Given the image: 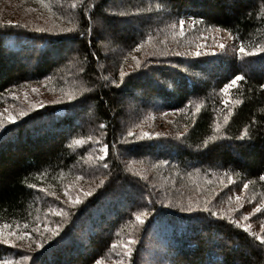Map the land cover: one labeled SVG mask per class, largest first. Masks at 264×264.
<instances>
[{"label":"trees","instance_id":"16d2710c","mask_svg":"<svg viewBox=\"0 0 264 264\" xmlns=\"http://www.w3.org/2000/svg\"><path fill=\"white\" fill-rule=\"evenodd\" d=\"M6 105L0 227L58 235L0 264H264L219 180L264 197V0H0Z\"/></svg>","mask_w":264,"mask_h":264},{"label":"rangeland","instance_id":"374dc122","mask_svg":"<svg viewBox=\"0 0 264 264\" xmlns=\"http://www.w3.org/2000/svg\"><path fill=\"white\" fill-rule=\"evenodd\" d=\"M185 27L189 24H192L190 17L184 16L183 18ZM183 25V26H184ZM203 37L206 41H202V43H206L210 45L209 50L219 48V45L223 44L224 47H230L234 45V38L231 35L227 34L223 30L210 28L203 31ZM201 43L198 45L200 46ZM197 46V47H198ZM223 47V48H224ZM199 48H196V51H199ZM0 114L3 116L6 121L9 122V116H15L14 112L11 111L9 106L0 107ZM16 119L12 122H15ZM10 122V123H12ZM148 133L152 130L153 134H158L160 132L159 127H157L156 123H153L148 127ZM216 178V177H215ZM222 183L226 185H231L230 192L235 199L232 209V220L235 221L241 227H245L250 231H254V234L258 237L261 233L262 237H264V197L262 199L258 198L257 192L252 189H245L246 194L242 196L241 191L238 190V186H236L237 182L232 180L230 177H220L219 179ZM259 209V211H257ZM46 231L39 232L37 237L28 238L30 234L26 233L27 231L21 230L19 231L15 227H11L10 225L0 227V239L8 240L7 243L10 245L15 252L18 251H26V255L33 250L35 245L40 242L42 235L50 233V229H55V225L49 226L48 220L45 221ZM28 228V227H27ZM27 234V235H25ZM39 238V239H38ZM129 240V239H128ZM17 261L12 264H21L24 261L23 255L18 254ZM125 255H128V252H125ZM16 257V256H14ZM116 264L117 259L114 257L110 259H102L100 261L95 262V264Z\"/></svg>","mask_w":264,"mask_h":264},{"label":"snow or ice","instance_id":"6c2138e0","mask_svg":"<svg viewBox=\"0 0 264 264\" xmlns=\"http://www.w3.org/2000/svg\"><path fill=\"white\" fill-rule=\"evenodd\" d=\"M180 25H181V29H183V25H184V21H183V20L180 21ZM219 47L223 48L224 45L221 44V45H219ZM238 51H239L240 53L247 54V53H246V50L244 49L243 46H241V47L238 49ZM177 55H179V53H177ZM196 55L199 56L200 53L197 52ZM123 75H124V73H121V76H123ZM241 79H242L241 76H236V77L231 81V83H230L228 86H226V88H225L224 91H227L228 88H230V87L233 86V85H236L237 82L240 81ZM33 91H35V89H33ZM68 99H69V100H72L73 97H72L71 95H69V96H68ZM225 103H227V101H225ZM237 103H238V102H237ZM197 110H198V109H197ZM20 115H26V113L21 112ZM15 119H16L15 116H9V117H8L9 122L14 121ZM227 120H228V117L225 116V121L227 122ZM101 127H104V126L101 125ZM0 128H4V121H3L2 118H0ZM129 135H131V133H129ZM145 135H148V134L145 133ZM212 139H214V137H213ZM77 143H80V141H77ZM107 147H108V146L105 145L104 148L101 150V151H103V152L105 153V155L107 154V152H106ZM100 158H101V159H104V156H101ZM104 166L107 167V164H105ZM260 179H261V180H264V175H262V176L260 177ZM247 187H248V185L245 184V185H244V188L247 189ZM91 194H92L91 192H87V193H85L84 195H85V196H90ZM72 203L78 205V204L80 203V199L77 198V199L73 200ZM203 210H204V211H209L208 208H205V209H203ZM181 211L192 212L193 209H192L191 205H188L186 209L182 208ZM257 211H259V209H257ZM57 215H60V213L58 212ZM212 215L215 216L216 213L213 212ZM136 219H137L141 224L144 223V220L142 219L141 216H139V215L136 216ZM50 231H51V233H52L53 236L58 235V229H50ZM25 235H27V234H25ZM257 239L261 240V242L264 243V238L257 237ZM8 242H9L8 240H4V241H3V243H5V244H7ZM132 243H135V241H134V240H133V241H130V244H132ZM41 246H42L41 244H39V243L37 244V247H41ZM131 251H132V249L129 247V248H128V254H129V255L131 254ZM28 258H29V257H27V256L24 257L25 260H27ZM98 264H99V262H98Z\"/></svg>","mask_w":264,"mask_h":264}]
</instances>
